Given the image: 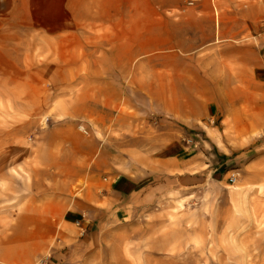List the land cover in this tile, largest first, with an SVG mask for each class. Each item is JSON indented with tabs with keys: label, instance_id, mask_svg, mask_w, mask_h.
<instances>
[{
	"label": "crops",
	"instance_id": "crops-1",
	"mask_svg": "<svg viewBox=\"0 0 264 264\" xmlns=\"http://www.w3.org/2000/svg\"><path fill=\"white\" fill-rule=\"evenodd\" d=\"M13 1L20 32H5L11 38L37 39L40 26L47 37L69 41L71 33L84 34L81 25L105 23L116 25L109 38L128 40L137 25V38L156 37L158 49L181 64L172 70L159 64L157 78L139 80V86L158 88L168 118L153 122L131 112L129 98L118 92L133 86L127 60L123 79L78 82L83 90L67 101L63 122L41 132L30 160L0 161L8 169L0 171V264H69L68 248L76 239L67 231L75 235L74 225L87 235L102 232L105 217L111 223L145 200L151 179L199 167V153L182 144V127L221 135L233 152L257 132L264 137V0H189L185 6L173 0L159 7H185V15H160L156 32L143 15L88 17L84 8L101 7L103 0ZM47 9L60 15L50 28L41 18ZM183 56L190 57L189 65L182 64ZM92 68L101 72V66ZM259 140L249 148L264 149ZM72 185H80L78 192Z\"/></svg>",
	"mask_w": 264,
	"mask_h": 264
},
{
	"label": "rangeland",
	"instance_id": "rangeland-1",
	"mask_svg": "<svg viewBox=\"0 0 264 264\" xmlns=\"http://www.w3.org/2000/svg\"><path fill=\"white\" fill-rule=\"evenodd\" d=\"M188 1L181 0V5ZM171 2L103 0L101 7L84 9L88 17L102 19L147 16L151 31L156 32L160 15H185V7H159ZM14 8L13 0H0V161L30 160L41 132L63 122L67 101L83 90L78 82L123 79L127 60L133 86L118 92L129 98L131 112L153 122L170 116L156 86H139L147 75L157 78L159 64L171 65L168 70L181 64L179 57L158 49L156 37L137 38L134 25L133 39L109 38L115 24L93 23L81 25L84 34L78 38L71 33L69 41L47 37L40 26L37 39L11 38L5 32H20L13 23ZM45 12L41 18L48 25L60 17L52 9ZM165 42L172 45V41ZM182 58V64L189 65L190 57ZM93 66H101V72L93 71ZM181 133L187 152L192 145L190 151L199 153L200 166L151 179L145 200L128 215L112 218V225L105 217L108 222L102 232L87 235L74 225L75 235L67 231L77 241L68 248L69 264H264V161L260 159L264 149L248 146L264 137L257 132L245 147L233 152L229 151L233 144L223 143L221 135L183 127ZM213 139H218L219 148ZM21 172L26 176L24 168ZM232 173L237 174L235 183L229 181ZM79 186L72 185L73 193Z\"/></svg>",
	"mask_w": 264,
	"mask_h": 264
},
{
	"label": "built area",
	"instance_id": "built-area-1",
	"mask_svg": "<svg viewBox=\"0 0 264 264\" xmlns=\"http://www.w3.org/2000/svg\"><path fill=\"white\" fill-rule=\"evenodd\" d=\"M80 130H82L84 133H88V131L85 129L84 126H79ZM229 181L230 183H235L237 181V174L236 173H232L230 176H229ZM84 232V230H83ZM45 263V260H42L41 262H39L38 264H44Z\"/></svg>",
	"mask_w": 264,
	"mask_h": 264
}]
</instances>
